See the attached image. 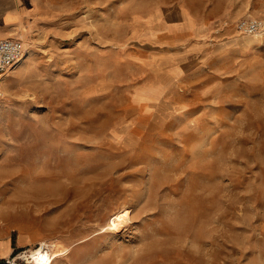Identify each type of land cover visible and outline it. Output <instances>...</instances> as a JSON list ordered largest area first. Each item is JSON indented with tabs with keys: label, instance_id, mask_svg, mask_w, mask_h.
<instances>
[{
	"label": "rangeland",
	"instance_id": "rangeland-1",
	"mask_svg": "<svg viewBox=\"0 0 264 264\" xmlns=\"http://www.w3.org/2000/svg\"><path fill=\"white\" fill-rule=\"evenodd\" d=\"M23 3L0 264H264V0Z\"/></svg>",
	"mask_w": 264,
	"mask_h": 264
},
{
	"label": "crops",
	"instance_id": "crops-1",
	"mask_svg": "<svg viewBox=\"0 0 264 264\" xmlns=\"http://www.w3.org/2000/svg\"><path fill=\"white\" fill-rule=\"evenodd\" d=\"M188 15V14H186ZM25 5L23 0H0V38L3 37H17L19 38V29L25 22ZM185 23L187 27L185 31L187 34L194 32L195 26L193 25L190 16L185 17ZM155 35V33L153 32ZM156 36V35H155ZM236 36L240 35L236 31ZM27 61L26 57L19 63L14 69L8 71L4 76L2 82V89H19L22 85L23 74L25 69L21 67V64ZM180 72L178 70L173 74L174 78H178ZM151 88L165 89L160 83L156 81H150Z\"/></svg>",
	"mask_w": 264,
	"mask_h": 264
},
{
	"label": "built area",
	"instance_id": "built-area-1",
	"mask_svg": "<svg viewBox=\"0 0 264 264\" xmlns=\"http://www.w3.org/2000/svg\"><path fill=\"white\" fill-rule=\"evenodd\" d=\"M264 26V21L258 18H245L239 21L242 32L253 33ZM26 53V46L20 38H0V100L2 99V82L4 74L14 69Z\"/></svg>",
	"mask_w": 264,
	"mask_h": 264
},
{
	"label": "bare ground",
	"instance_id": "bare-ground-1",
	"mask_svg": "<svg viewBox=\"0 0 264 264\" xmlns=\"http://www.w3.org/2000/svg\"><path fill=\"white\" fill-rule=\"evenodd\" d=\"M263 27V26H262ZM262 27H260L258 30H256L255 32H253L252 34H256L259 30L262 29ZM237 28L239 31H241L237 25ZM25 30H23L21 33H24L25 35ZM20 39L23 41L24 39L20 37ZM23 43L25 44L26 41L24 40ZM27 50V49H26ZM27 53H25L26 55ZM25 55L23 56V58L19 61V63L22 62V60L24 59ZM6 75V73L4 74V76ZM3 76V77H4ZM2 94H3V89H2ZM3 102V99L0 100V104ZM129 210L127 208H123L122 210H119L117 212H115L113 214V216L109 219L108 222V227L110 228H123V226L126 225L127 220H128V214ZM130 219V217H129ZM50 245L46 246H39L36 247L32 250H30V256H28V258H30V262L32 264H51L52 261L54 260V252L52 251L53 249H56V245L54 244V248H50ZM53 252V253H52Z\"/></svg>",
	"mask_w": 264,
	"mask_h": 264
}]
</instances>
